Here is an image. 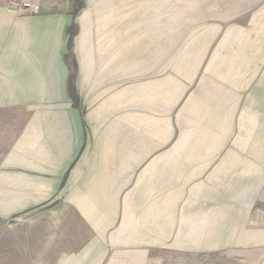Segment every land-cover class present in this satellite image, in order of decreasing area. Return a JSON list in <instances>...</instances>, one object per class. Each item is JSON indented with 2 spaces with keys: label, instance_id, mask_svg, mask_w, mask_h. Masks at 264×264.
Here are the masks:
<instances>
[{
  "label": "crops",
  "instance_id": "crops-1",
  "mask_svg": "<svg viewBox=\"0 0 264 264\" xmlns=\"http://www.w3.org/2000/svg\"><path fill=\"white\" fill-rule=\"evenodd\" d=\"M39 1L40 15L18 21L7 0H0L1 170H24V190H62L59 210L88 220L89 242L99 246L72 264L107 258L100 254L105 243L139 252L142 244L169 242L176 231L164 228L176 229L178 220L187 242H207L208 191L190 189L209 161L219 158H210L209 148L218 155L224 143L218 136V142L203 144L199 135L193 144L178 130L184 122L202 121V114L224 111L225 91L197 83H231L228 99L237 111L243 86V109L264 113V0L228 4L229 14H239L228 24L224 6L207 11L219 24L199 34L197 46L190 44L201 54L190 61L195 69L189 95L177 91L171 75L157 82L154 70L152 84L130 88L127 48H115V58L96 53L97 34L87 30L90 0ZM105 47L112 48L111 40ZM167 61L176 65L169 58L157 67ZM240 140L229 146H240ZM194 162L205 167L196 169Z\"/></svg>",
  "mask_w": 264,
  "mask_h": 264
},
{
  "label": "rangeland",
  "instance_id": "rangeland-1",
  "mask_svg": "<svg viewBox=\"0 0 264 264\" xmlns=\"http://www.w3.org/2000/svg\"><path fill=\"white\" fill-rule=\"evenodd\" d=\"M235 1L238 0H90L86 9L91 18L87 30L91 37L97 34L99 47L96 53L101 58L104 52L106 57L115 58L118 51L127 48L130 88L139 83L152 84L150 73L154 70L157 82L164 84L168 82L164 78L171 75L176 81L177 91H186L189 95L195 69L190 61L199 60L201 54L190 44L197 46L199 34L219 24L218 19L206 16L207 11L213 10L215 5H222L224 16L228 13V4ZM7 2L18 21L38 16L42 11L39 0ZM24 3L37 6L38 11L34 13L33 9L25 8ZM226 16H231L223 20L228 24L239 14L234 12ZM225 36L227 43L231 32ZM110 40L112 48L106 50L105 45ZM174 45L176 49L172 52ZM117 47L118 51L115 50ZM231 53L225 54L231 58ZM169 58L176 59L175 66L166 65L167 61L166 66L157 67ZM195 85L206 86L204 89L209 86V90H224L226 97L223 113L219 111L218 116L202 114V121L184 122L180 125L184 129L178 130L181 138L193 140V144L200 141L199 135L203 144L218 142V136L224 143L218 155L209 148V157L219 158L216 163L215 160L209 161L208 171L198 173L190 189L208 191L211 223L208 241L187 242L185 224L178 220L176 229L164 228L171 234L176 231L171 241L142 244L140 248L145 246V250L139 252L105 243L100 254H107V258H97L93 263L264 264V131H259L264 125V113L256 111L249 114L243 109L244 93L248 91L243 86L242 107L237 111L230 108L231 100L228 99V92H232L231 83L219 84L218 87L211 83ZM255 124L258 127L252 130ZM214 127H218L217 130ZM234 138L241 140L240 146L233 149L229 144ZM193 165L196 169L205 167L200 162ZM11 174L16 179L14 176L8 179ZM24 174V170L14 172L0 167V264L82 263L86 253L99 246L89 242L91 236L85 222L88 220L84 221L73 210H59L62 207L57 204L63 201L62 193L59 194L62 190H24ZM164 181L167 179L162 176ZM216 208L218 210L213 211ZM212 215H217L218 219L214 220ZM118 252L125 253L121 255Z\"/></svg>",
  "mask_w": 264,
  "mask_h": 264
},
{
  "label": "built area",
  "instance_id": "built-area-1",
  "mask_svg": "<svg viewBox=\"0 0 264 264\" xmlns=\"http://www.w3.org/2000/svg\"><path fill=\"white\" fill-rule=\"evenodd\" d=\"M24 7L25 8H29V9H33L34 10V13L36 11H38V7L37 6L36 7H33L32 4H30V3H24Z\"/></svg>",
  "mask_w": 264,
  "mask_h": 264
}]
</instances>
